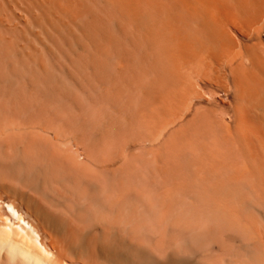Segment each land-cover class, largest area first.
Wrapping results in <instances>:
<instances>
[{
  "label": "bare ground",
  "instance_id": "bare-ground-1",
  "mask_svg": "<svg viewBox=\"0 0 264 264\" xmlns=\"http://www.w3.org/2000/svg\"><path fill=\"white\" fill-rule=\"evenodd\" d=\"M0 264H264V0H0Z\"/></svg>",
  "mask_w": 264,
  "mask_h": 264
}]
</instances>
